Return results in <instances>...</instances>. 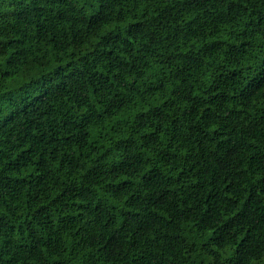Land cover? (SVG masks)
<instances>
[{
	"label": "trees",
	"instance_id": "obj_1",
	"mask_svg": "<svg viewBox=\"0 0 264 264\" xmlns=\"http://www.w3.org/2000/svg\"><path fill=\"white\" fill-rule=\"evenodd\" d=\"M0 264H264V0H0Z\"/></svg>",
	"mask_w": 264,
	"mask_h": 264
}]
</instances>
